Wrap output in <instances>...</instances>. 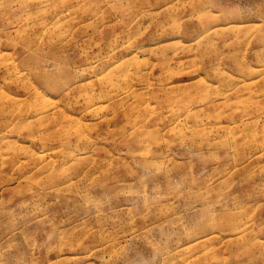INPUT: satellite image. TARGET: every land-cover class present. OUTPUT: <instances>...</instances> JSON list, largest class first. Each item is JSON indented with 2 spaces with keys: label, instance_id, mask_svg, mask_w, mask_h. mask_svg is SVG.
<instances>
[{
  "label": "rangeland",
  "instance_id": "374dc122",
  "mask_svg": "<svg viewBox=\"0 0 264 264\" xmlns=\"http://www.w3.org/2000/svg\"><path fill=\"white\" fill-rule=\"evenodd\" d=\"M0 264H264V0H0Z\"/></svg>",
  "mask_w": 264,
  "mask_h": 264
},
{
  "label": "bare ground",
  "instance_id": "6f19581e",
  "mask_svg": "<svg viewBox=\"0 0 264 264\" xmlns=\"http://www.w3.org/2000/svg\"><path fill=\"white\" fill-rule=\"evenodd\" d=\"M61 124V123H60ZM63 126V125H62Z\"/></svg>",
  "mask_w": 264,
  "mask_h": 264
}]
</instances>
